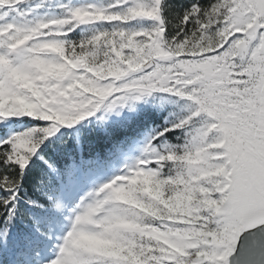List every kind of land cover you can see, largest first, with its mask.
<instances>
[{"label":"snow or ice","instance_id":"1","mask_svg":"<svg viewBox=\"0 0 264 264\" xmlns=\"http://www.w3.org/2000/svg\"><path fill=\"white\" fill-rule=\"evenodd\" d=\"M0 264H264V0H0Z\"/></svg>","mask_w":264,"mask_h":264}]
</instances>
